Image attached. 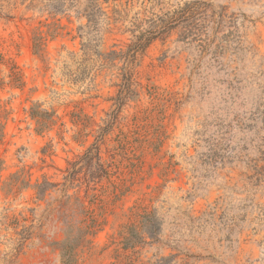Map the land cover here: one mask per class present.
I'll return each mask as SVG.
<instances>
[{"label": "rangeland", "instance_id": "rangeland-1", "mask_svg": "<svg viewBox=\"0 0 264 264\" xmlns=\"http://www.w3.org/2000/svg\"><path fill=\"white\" fill-rule=\"evenodd\" d=\"M192 1L109 0L93 26L76 16L86 0H0V264H61L64 170L96 142L110 176L67 193L77 192L101 224L73 264H264V182L231 162L240 132L215 146L222 161L206 159L217 136L211 124L231 116L212 113L223 75L194 68L200 40H212L210 49L226 41L228 51L240 41L264 54V0H204L206 13L222 12L226 22H183L151 42L133 71L138 96L113 118L121 62L102 55L126 50L148 20ZM233 58L224 64L235 67ZM35 104L54 113L40 132ZM44 179L58 185L39 200L32 186ZM150 212L156 234L144 231L126 248L119 233L139 230Z\"/></svg>", "mask_w": 264, "mask_h": 264}, {"label": "trees", "instance_id": "trees-1", "mask_svg": "<svg viewBox=\"0 0 264 264\" xmlns=\"http://www.w3.org/2000/svg\"><path fill=\"white\" fill-rule=\"evenodd\" d=\"M108 1L86 0L85 6L76 11L77 18L84 17L89 24L96 26L101 16L105 15L101 5ZM75 2H78V0H74ZM208 5V2L204 0L192 1L171 14L167 13L163 16L151 18L148 20L147 28L143 31L138 29L145 20L140 21L137 25L133 23L136 27L135 30H138V34L134 35V40L128 44L127 49L113 50L102 55V59L106 64L116 66V61L121 62V66L118 67V70H120V83L116 84L118 92L117 96L113 98L114 104H116L115 113L113 112L114 119L116 113L128 99L138 96L136 89L133 87L135 85L133 71L134 67L138 65V55L142 54L151 42L169 33L183 22H189L193 28H196L199 22L203 21L206 23V29H210L212 25L217 27L226 22L225 15L222 12L217 15L206 13L205 10ZM68 6L73 5L69 4ZM224 10L225 8H223ZM114 12L117 11L114 10ZM131 32L133 31L131 30ZM42 40L41 32H36L33 37L35 53L42 50ZM212 43V40H200L198 46L201 49L195 59L194 68L203 65L209 71L214 72V75H223V78L219 80L220 93L212 113L215 114V117L223 119L224 122L227 117L231 116V118L225 125L222 123L211 124L212 129L216 131L214 136H217L216 142L212 144L214 148L209 150L206 159L214 163L222 161L223 157L217 154L216 147L220 146L222 142L231 140L232 131H234V134L240 132L242 143L238 142L233 146L231 162L245 164L246 170L251 172L246 176L249 181L264 182V54L259 55L251 45L245 46L240 41H234V46L230 51H228L226 41L225 45L218 42L210 49ZM226 55L230 58L234 56L232 61L238 62V64L233 68L224 64ZM247 64L250 68H255V72L247 71ZM30 116L35 120L38 132L55 124L54 113L39 109L38 104L31 108ZM77 117L79 118V115ZM85 126L88 125L84 124ZM100 132L99 138L102 140L106 128L101 129ZM247 135H249L248 147L252 149V155L242 154L248 148L245 145ZM108 168L109 164L101 162L100 148L96 142L86 148L77 160L69 161L68 167L64 170V183L62 184L64 201L58 211L65 235V238L59 244L61 264H73L76 259V249L89 242L88 237L94 236L101 224L97 215L92 209L85 206L78 197L77 192L68 194V189L75 187L80 189L82 185L86 187L85 192L89 189H95L94 185L110 176ZM24 184L28 186V183L24 182ZM57 185L58 183L44 179L32 187L35 190L36 197L41 200ZM141 218L139 230L135 226H129L119 233V237L122 239L121 243L126 248L133 247L138 240H141V234L144 231L150 236L156 234L154 212L143 214Z\"/></svg>", "mask_w": 264, "mask_h": 264}]
</instances>
